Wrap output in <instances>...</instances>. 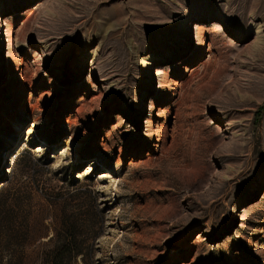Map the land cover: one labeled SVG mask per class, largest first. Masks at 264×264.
Segmentation results:
<instances>
[{
	"label": "rangeland",
	"instance_id": "374dc122",
	"mask_svg": "<svg viewBox=\"0 0 264 264\" xmlns=\"http://www.w3.org/2000/svg\"><path fill=\"white\" fill-rule=\"evenodd\" d=\"M0 106V264H264V0H0Z\"/></svg>",
	"mask_w": 264,
	"mask_h": 264
},
{
	"label": "trees",
	"instance_id": "16d2710c",
	"mask_svg": "<svg viewBox=\"0 0 264 264\" xmlns=\"http://www.w3.org/2000/svg\"><path fill=\"white\" fill-rule=\"evenodd\" d=\"M80 253V249L73 244V241L63 242L47 251L43 264H64L68 257L74 258L75 255Z\"/></svg>",
	"mask_w": 264,
	"mask_h": 264
},
{
	"label": "bare ground",
	"instance_id": "6f19581e",
	"mask_svg": "<svg viewBox=\"0 0 264 264\" xmlns=\"http://www.w3.org/2000/svg\"><path fill=\"white\" fill-rule=\"evenodd\" d=\"M22 15H23L22 13H19L17 16H18V18H19V17L22 16ZM20 18H21V17H20ZM24 22H25V21H24ZM24 22H23V24H24ZM4 25L6 26V34H7L8 45H10V43H11V36H10V34H8V33H9V30H10V25H9V23L7 22V19H6V18H5V21H4ZM185 25H186V27H187V22H186V21H185ZM195 28L198 29V28H199V25H198V24H195ZM151 58H154V57L152 56ZM146 75H147V79H149V78H150V69H149V68H148L147 71H146ZM22 81H24L25 84L27 83L25 78H23ZM0 107H1V106H0ZM0 111H1V108H0Z\"/></svg>",
	"mask_w": 264,
	"mask_h": 264
}]
</instances>
